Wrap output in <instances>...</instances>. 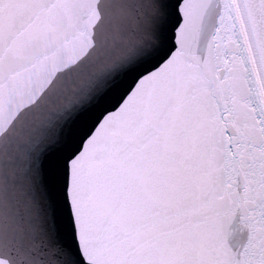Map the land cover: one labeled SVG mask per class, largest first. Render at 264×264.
<instances>
[{
  "label": "snow or ice",
  "instance_id": "6c2138e0",
  "mask_svg": "<svg viewBox=\"0 0 264 264\" xmlns=\"http://www.w3.org/2000/svg\"><path fill=\"white\" fill-rule=\"evenodd\" d=\"M0 264H264V0H0Z\"/></svg>",
  "mask_w": 264,
  "mask_h": 264
}]
</instances>
